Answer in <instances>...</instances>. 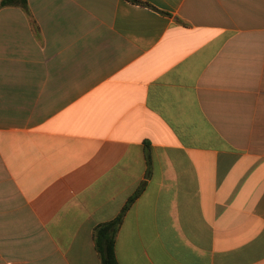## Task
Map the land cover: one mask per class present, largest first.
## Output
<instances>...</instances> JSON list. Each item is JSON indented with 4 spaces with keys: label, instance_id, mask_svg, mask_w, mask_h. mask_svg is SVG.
Instances as JSON below:
<instances>
[{
    "label": "crops",
    "instance_id": "0c3cea01",
    "mask_svg": "<svg viewBox=\"0 0 264 264\" xmlns=\"http://www.w3.org/2000/svg\"><path fill=\"white\" fill-rule=\"evenodd\" d=\"M2 0H0L1 2ZM0 7V264H264V0Z\"/></svg>",
    "mask_w": 264,
    "mask_h": 264
},
{
    "label": "trees",
    "instance_id": "16d2710c",
    "mask_svg": "<svg viewBox=\"0 0 264 264\" xmlns=\"http://www.w3.org/2000/svg\"><path fill=\"white\" fill-rule=\"evenodd\" d=\"M133 3H141L139 0H128ZM20 6L28 10V0H2L0 7ZM139 192H137L124 207L121 214L114 220L99 224L94 232L96 250L100 254L102 264H119L116 258L115 245L118 230L122 224L123 217L131 204L135 201Z\"/></svg>",
    "mask_w": 264,
    "mask_h": 264
}]
</instances>
